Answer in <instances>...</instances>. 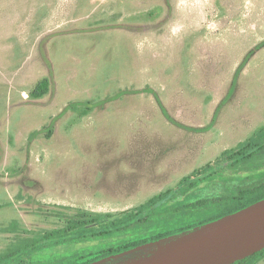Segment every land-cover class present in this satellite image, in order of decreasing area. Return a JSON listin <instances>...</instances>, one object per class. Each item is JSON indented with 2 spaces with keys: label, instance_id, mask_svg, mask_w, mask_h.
Returning a JSON list of instances; mask_svg holds the SVG:
<instances>
[{
  "label": "rangeland",
  "instance_id": "374dc122",
  "mask_svg": "<svg viewBox=\"0 0 264 264\" xmlns=\"http://www.w3.org/2000/svg\"><path fill=\"white\" fill-rule=\"evenodd\" d=\"M262 130L264 0H0V255L169 190L148 227L201 216L264 182V146L220 161ZM117 240H53L25 264Z\"/></svg>",
  "mask_w": 264,
  "mask_h": 264
},
{
  "label": "trees",
  "instance_id": "16d2710c",
  "mask_svg": "<svg viewBox=\"0 0 264 264\" xmlns=\"http://www.w3.org/2000/svg\"><path fill=\"white\" fill-rule=\"evenodd\" d=\"M48 79L42 80L38 83L34 90V95H42L48 89ZM258 138V139H257ZM259 139H263L262 143H258ZM264 146V130L254 134L250 139L241 143L237 148L227 150L223 153L220 161H239L241 159L250 158L259 149ZM221 164V163H220ZM217 165L206 166L203 169L194 171L191 176L183 179L180 185L192 182L201 176L210 173ZM173 190L161 193L151 198L145 204L128 212L124 217L112 220L108 223H101V217L92 216L94 220L86 222L71 223L65 230L54 231L48 236L35 239L32 243L26 245L24 248L11 250L5 254L0 255V264H25L27 250L32 248H40L44 245L55 242L53 240H75L81 241L91 237H99L102 239H116L107 245H96L95 247H86L74 252L70 257L55 263V264H87L94 260L106 257L108 255L130 249L137 245L160 239L183 230L202 225L214 220H217L225 215L238 211L250 204L264 198V182L256 187L245 188L240 190L237 194L232 196L226 202L217 205L214 209L207 211L203 215L173 216L170 219L162 221L156 226L148 227L147 211H152L153 207L161 203L165 197L172 193ZM149 230L146 232V229ZM262 256H264V249L247 257L246 259L237 261L233 264H255Z\"/></svg>",
  "mask_w": 264,
  "mask_h": 264
},
{
  "label": "water",
  "instance_id": "95a60500",
  "mask_svg": "<svg viewBox=\"0 0 264 264\" xmlns=\"http://www.w3.org/2000/svg\"><path fill=\"white\" fill-rule=\"evenodd\" d=\"M264 249V198L217 220L88 264H233Z\"/></svg>",
  "mask_w": 264,
  "mask_h": 264
}]
</instances>
